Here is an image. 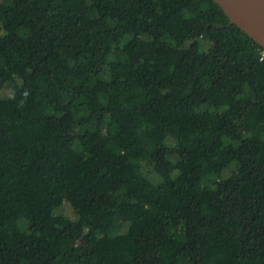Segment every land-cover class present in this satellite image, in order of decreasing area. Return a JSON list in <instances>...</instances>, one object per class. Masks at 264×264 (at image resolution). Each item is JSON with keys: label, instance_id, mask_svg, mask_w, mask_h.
<instances>
[{"label": "trees", "instance_id": "1", "mask_svg": "<svg viewBox=\"0 0 264 264\" xmlns=\"http://www.w3.org/2000/svg\"><path fill=\"white\" fill-rule=\"evenodd\" d=\"M263 54L214 0H0V264H264Z\"/></svg>", "mask_w": 264, "mask_h": 264}, {"label": "water", "instance_id": "2", "mask_svg": "<svg viewBox=\"0 0 264 264\" xmlns=\"http://www.w3.org/2000/svg\"><path fill=\"white\" fill-rule=\"evenodd\" d=\"M218 3L229 23L264 49V0H214Z\"/></svg>", "mask_w": 264, "mask_h": 264}, {"label": "rangeland", "instance_id": "3", "mask_svg": "<svg viewBox=\"0 0 264 264\" xmlns=\"http://www.w3.org/2000/svg\"><path fill=\"white\" fill-rule=\"evenodd\" d=\"M63 215L74 217V211L69 205H63L62 209L59 210Z\"/></svg>", "mask_w": 264, "mask_h": 264}, {"label": "built area", "instance_id": "4", "mask_svg": "<svg viewBox=\"0 0 264 264\" xmlns=\"http://www.w3.org/2000/svg\"><path fill=\"white\" fill-rule=\"evenodd\" d=\"M263 57H264V54H263Z\"/></svg>", "mask_w": 264, "mask_h": 264}]
</instances>
